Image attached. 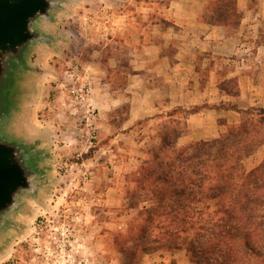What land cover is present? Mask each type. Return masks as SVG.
I'll list each match as a JSON object with an SVG mask.
<instances>
[{
	"label": "rangeland",
	"instance_id": "374dc122",
	"mask_svg": "<svg viewBox=\"0 0 264 264\" xmlns=\"http://www.w3.org/2000/svg\"><path fill=\"white\" fill-rule=\"evenodd\" d=\"M224 4L226 10L214 7L205 22L226 20L236 27L235 0ZM64 9L55 24L44 25L58 34V46L35 53L23 117L25 133L47 151L44 169L52 185L41 207L31 204L16 220L20 231L1 241L0 264H191L184 251L135 255L134 239L126 238L131 222L151 204L136 182L140 169L164 140L178 141L184 119L195 110L131 120L130 47L142 31L176 27L157 14L161 6H151V17L137 0H71ZM222 86L237 94L234 79ZM236 105L245 108L244 102L221 107ZM39 220L47 225L40 234ZM51 227L52 233L62 227L52 245L56 255L45 232Z\"/></svg>",
	"mask_w": 264,
	"mask_h": 264
},
{
	"label": "trees",
	"instance_id": "16d2710c",
	"mask_svg": "<svg viewBox=\"0 0 264 264\" xmlns=\"http://www.w3.org/2000/svg\"><path fill=\"white\" fill-rule=\"evenodd\" d=\"M240 113L241 123L217 139L179 148L164 140L140 169L136 182L151 204L126 236L135 255L184 251L191 264H264V159L244 166L264 143V109Z\"/></svg>",
	"mask_w": 264,
	"mask_h": 264
},
{
	"label": "crops",
	"instance_id": "0c3cea01",
	"mask_svg": "<svg viewBox=\"0 0 264 264\" xmlns=\"http://www.w3.org/2000/svg\"><path fill=\"white\" fill-rule=\"evenodd\" d=\"M138 3L147 5L151 17L156 14L151 6H161L157 14L171 20L177 31L138 32L139 41L131 45V120L155 121L170 110L194 108L177 141L185 146L223 136L241 123L242 110L264 109V0H235L236 27L226 20L205 22L214 7L226 10L221 0ZM232 79L236 95L222 86ZM236 100L245 108L221 107ZM263 159L264 143L248 160L256 166Z\"/></svg>",
	"mask_w": 264,
	"mask_h": 264
},
{
	"label": "water",
	"instance_id": "95a60500",
	"mask_svg": "<svg viewBox=\"0 0 264 264\" xmlns=\"http://www.w3.org/2000/svg\"><path fill=\"white\" fill-rule=\"evenodd\" d=\"M71 0H0V243L31 204L44 203L52 185L40 140L25 133L27 82L35 75V53L58 46L44 25L56 23Z\"/></svg>",
	"mask_w": 264,
	"mask_h": 264
},
{
	"label": "flooded vegetation",
	"instance_id": "af4514ba",
	"mask_svg": "<svg viewBox=\"0 0 264 264\" xmlns=\"http://www.w3.org/2000/svg\"><path fill=\"white\" fill-rule=\"evenodd\" d=\"M36 227H37V229H39V233L38 234H40V233H42L44 230V228H46L47 227V225L46 224H44V222H42V221H37V223H36ZM34 229H36V228H34ZM48 230H49V234H50V236H48V238H52L53 239V241L52 242H50V246H52L53 244L54 245H56L55 244V240H56V237L59 235H63V233H59V230L60 231H62V227L60 228V229H58V228H55L54 229V232L52 233L51 231H52V227L50 228V229H46V231L45 232H48ZM52 235H53V237H52ZM66 237V236H65ZM52 248L54 249L55 248V251H53L54 253H55V255H56V246H52ZM51 249V248H50ZM6 264H9V263H6Z\"/></svg>",
	"mask_w": 264,
	"mask_h": 264
}]
</instances>
